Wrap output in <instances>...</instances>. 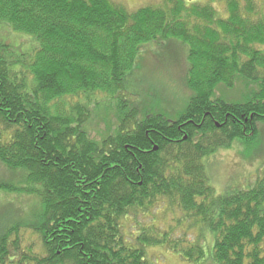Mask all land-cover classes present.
<instances>
[{
    "label": "trees",
    "instance_id": "16d2710c",
    "mask_svg": "<svg viewBox=\"0 0 264 264\" xmlns=\"http://www.w3.org/2000/svg\"><path fill=\"white\" fill-rule=\"evenodd\" d=\"M2 24L37 46L20 59L0 43V162L24 178L0 182V197L34 198L39 210L0 227V264H158L150 249L191 264H264V168L222 194L206 171L264 124V0H157L135 11L112 0H0ZM173 40L188 47L194 94L170 121L146 112L130 80L145 44ZM224 87L242 88L239 99ZM102 107L118 122L98 141L87 124Z\"/></svg>",
    "mask_w": 264,
    "mask_h": 264
},
{
    "label": "rangeland",
    "instance_id": "374dc122",
    "mask_svg": "<svg viewBox=\"0 0 264 264\" xmlns=\"http://www.w3.org/2000/svg\"><path fill=\"white\" fill-rule=\"evenodd\" d=\"M124 5L129 11H135L140 7L157 3V0H112ZM205 2L207 0H186V2ZM262 1V0H259ZM219 10L220 5L214 4ZM25 38V39H24ZM29 37L13 32L8 25H0V43L10 47L14 57L24 59L35 50L29 46ZM30 40L34 41L32 38ZM27 40V41H23ZM35 42V41H34ZM142 58L135 65V78L130 80L137 92L145 99L144 105L147 113L163 114L170 121H175L178 114L184 111L193 92L186 85L187 71L186 63L183 61L182 51L185 50L187 59L188 47L177 41H170L168 45L150 43L144 45ZM156 49V50H154ZM25 56V57H24ZM140 56V55H139ZM240 90L226 91L224 94L239 99ZM148 94V95H145ZM105 108L99 111L92 108V117L87 124L89 133L96 139L101 140L102 136L109 130L114 131L117 125V118L114 110L110 113ZM144 116V115H143ZM257 139L252 144H246L244 140H235L229 149H220L216 154L204 159L210 185L217 194H222L225 189L232 186L244 188L254 182L255 178L264 168V124L258 126ZM21 170L12 171L0 162V182L12 184L19 187L24 181ZM244 184V185H242ZM36 200L31 197L18 194H4L0 197V227L16 220H31V217L39 209ZM165 207V206H164ZM181 214H169L167 219L159 223L163 228L172 223ZM33 218V217H32ZM174 223V222H173ZM190 239L195 236L196 231L189 232ZM177 235H174L176 238ZM37 237L25 235L24 247H33L38 250ZM148 254L152 261L158 264H191L180 255L165 249H150ZM199 264H213L211 262Z\"/></svg>",
    "mask_w": 264,
    "mask_h": 264
},
{
    "label": "water",
    "instance_id": "95a60500",
    "mask_svg": "<svg viewBox=\"0 0 264 264\" xmlns=\"http://www.w3.org/2000/svg\"><path fill=\"white\" fill-rule=\"evenodd\" d=\"M185 138H186V137H185ZM154 150L156 151V150H157V148L155 147V148H154Z\"/></svg>",
    "mask_w": 264,
    "mask_h": 264
},
{
    "label": "bare ground",
    "instance_id": "6f19581e",
    "mask_svg": "<svg viewBox=\"0 0 264 264\" xmlns=\"http://www.w3.org/2000/svg\"><path fill=\"white\" fill-rule=\"evenodd\" d=\"M157 148V147H156Z\"/></svg>",
    "mask_w": 264,
    "mask_h": 264
}]
</instances>
